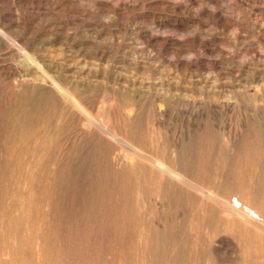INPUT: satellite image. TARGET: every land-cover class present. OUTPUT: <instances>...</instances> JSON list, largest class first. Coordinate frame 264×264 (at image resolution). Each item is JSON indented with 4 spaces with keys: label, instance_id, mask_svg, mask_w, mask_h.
Returning a JSON list of instances; mask_svg holds the SVG:
<instances>
[{
    "label": "rangeland",
    "instance_id": "374dc122",
    "mask_svg": "<svg viewBox=\"0 0 264 264\" xmlns=\"http://www.w3.org/2000/svg\"><path fill=\"white\" fill-rule=\"evenodd\" d=\"M44 73L264 217V0H0V264H264V233L88 129Z\"/></svg>",
    "mask_w": 264,
    "mask_h": 264
},
{
    "label": "bare ground",
    "instance_id": "6f19581e",
    "mask_svg": "<svg viewBox=\"0 0 264 264\" xmlns=\"http://www.w3.org/2000/svg\"><path fill=\"white\" fill-rule=\"evenodd\" d=\"M31 61H33V59ZM34 61H35V59H34ZM35 62H37V61H35ZM27 63H30V62H27ZM30 65H31V63H30ZM36 66L39 67V64L38 65L36 64ZM26 69H27V67H26ZM39 69H40V67H39ZM41 71L43 72L44 70H42V68H41ZM44 76L48 79L49 83L53 86L52 88L55 87V89L60 93V95L61 94L65 95V97L70 99L73 102V104H75L76 106H78V108H80V111L82 110L83 113L86 114V117L88 116V120L86 122V127L88 129H90L92 127H96L99 129V131L102 132V134L104 133V135L106 134L107 136L111 137L116 142H118V144L120 143L122 146H124L126 148V150H128L130 152L128 154L133 155V157L135 158L137 163H140V164L142 163V165L147 170H149L152 173V175L155 176L156 178H158L160 181L166 182V183L170 182V184L177 185V187H171V188L174 190L177 189L180 192H183V190H182L183 188L192 189L195 193H197V195L200 197L202 202L204 201V202L209 203L210 205L218 207L220 209V213L222 214L223 218H225V220H227L229 223L238 222V223L243 224V225L252 226L256 230L261 231V233H264V217L260 214V212L258 211L257 208H254L253 206L247 204L244 201V193L242 191V187L244 188L245 184L243 181L237 180L234 185H230V184L223 182L222 184H224V186L227 187V189L223 190V192H222V190L221 191H215L214 189H212L210 187H205V186L200 185L198 183H194L193 181L190 180V178L188 176L189 171H190L187 168L188 160H186L184 157H182L179 161L176 159L169 160V159H166L161 154H159V155L158 154H152V153L148 154V153L143 152L140 147L135 148L129 142H127L123 137H120L114 130H112L110 128V126H109V123H110L109 114H110V110H111V105L108 104V106L106 108H104L105 110L101 111L100 117H98V115H97V117H93L91 115V113L89 112V110L87 108H85L66 88L62 87L59 83H57L51 76L47 75L46 73H44ZM180 100L182 103L184 102L182 99H180ZM181 107H184V105L181 104ZM181 112H183V111H181ZM83 113H82V115H83ZM129 137H131V135ZM128 154H125V156H123V157L128 156ZM225 158H226V165H227L231 161L230 154H229V156H225ZM197 173H198V171H197ZM209 180L214 182V180L211 178H209ZM252 203L257 204L256 202H252ZM154 226H155V224H154ZM163 240H165V239H163ZM149 241H151V240H149Z\"/></svg>",
    "mask_w": 264,
    "mask_h": 264
}]
</instances>
